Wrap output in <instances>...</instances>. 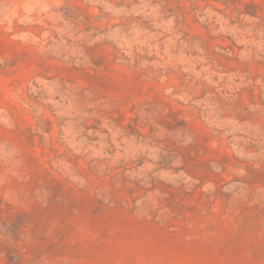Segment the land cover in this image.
I'll return each instance as SVG.
<instances>
[{
    "label": "rangeland",
    "instance_id": "374dc122",
    "mask_svg": "<svg viewBox=\"0 0 264 264\" xmlns=\"http://www.w3.org/2000/svg\"><path fill=\"white\" fill-rule=\"evenodd\" d=\"M0 264H264V0H0Z\"/></svg>",
    "mask_w": 264,
    "mask_h": 264
},
{
    "label": "clouds",
    "instance_id": "9594fccd",
    "mask_svg": "<svg viewBox=\"0 0 264 264\" xmlns=\"http://www.w3.org/2000/svg\"><path fill=\"white\" fill-rule=\"evenodd\" d=\"M12 15H14V12L12 13Z\"/></svg>",
    "mask_w": 264,
    "mask_h": 264
}]
</instances>
